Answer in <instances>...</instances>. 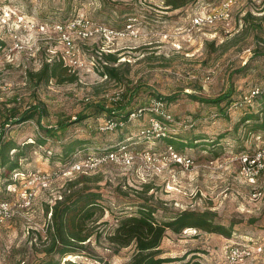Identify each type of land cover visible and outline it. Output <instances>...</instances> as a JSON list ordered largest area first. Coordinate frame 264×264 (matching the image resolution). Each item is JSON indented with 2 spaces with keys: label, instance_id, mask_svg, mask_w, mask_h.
I'll return each instance as SVG.
<instances>
[{
  "label": "rangeland",
  "instance_id": "1",
  "mask_svg": "<svg viewBox=\"0 0 264 264\" xmlns=\"http://www.w3.org/2000/svg\"><path fill=\"white\" fill-rule=\"evenodd\" d=\"M170 1L0 0V130L6 129L4 142L13 141L27 154L19 169L0 168V199L14 206L13 217L0 223V264H42L51 218L47 207L69 193L71 182L103 194L105 212L96 230L113 229L119 216L137 215L142 206L153 211L157 222L186 210L207 212L215 223L231 227L232 237L194 228L181 234L167 231L164 257L196 251L186 261L195 255L203 264H264V130H252V121H242L247 112H258L260 101L217 107L189 97L216 98L232 91L234 99H241L261 86L264 54L257 52H264V0H237L228 20L203 27L193 26L194 16L219 10L225 0L191 1L180 8ZM81 21L101 32L80 38ZM59 25L71 36V52ZM65 54H75V67H68ZM107 55L117 61H106ZM55 62L68 69L60 79L46 83L33 76ZM105 66L118 68V78L106 76ZM156 95L177 96L166 105L173 119L169 137L156 133L139 139L151 122L149 113L122 130H101L106 115L71 124L80 114H92L98 103L112 107L122 102L131 110ZM38 102L44 106L42 126L57 128L44 145L36 141L44 134L36 119L7 120L14 118L13 108L20 116ZM61 121L70 125L58 129ZM122 136L129 142L131 163L107 161L84 172L63 173L66 163L56 154L61 155L64 144L89 141L88 154L79 158L99 157L98 148L115 145ZM179 137L194 145L176 149L169 144ZM40 175L48 176L46 185L38 181ZM234 246L249 247L253 254L233 263ZM108 248L104 239H93L91 250L102 261L86 255L57 260L126 264L131 259V247L118 255Z\"/></svg>",
  "mask_w": 264,
  "mask_h": 264
},
{
  "label": "trees",
  "instance_id": "2",
  "mask_svg": "<svg viewBox=\"0 0 264 264\" xmlns=\"http://www.w3.org/2000/svg\"><path fill=\"white\" fill-rule=\"evenodd\" d=\"M191 1L195 2L197 0H171L169 4H172L174 8H180ZM257 53L264 54V52ZM105 59L106 61L114 63L117 61V58L113 55H107ZM105 69L106 76L118 78V68L105 66ZM66 70L68 69L64 66L63 62L46 63L43 65L42 69L38 73L33 74V76L40 81L49 83L53 78L60 79ZM71 81H73V79H71ZM131 96L132 95H130L128 99L130 103L132 101ZM189 97L194 101L217 107H220L223 103H226L227 106L252 105V103H244V96H242L241 99H234L232 91L224 93L216 98H202L196 95H190ZM176 98L177 96H170L167 98L156 95V97L151 98L148 103L131 110L128 109L130 104H122V102L112 107L98 103L93 106L95 109L92 114H80L71 124L82 123L90 117L106 115L109 117L108 121L117 124L113 130H122L129 122L139 119L144 114L149 113L152 116L151 119H158L165 126V129L158 133V136H165L168 131L167 126L170 122L151 110L150 101L152 99H159L167 105L168 102ZM255 100L260 101L258 112H247L242 121L244 123L252 121V130L262 131L264 130V122H261V120L264 119V89L261 90L252 102ZM43 107V104L38 102L36 105L29 106L20 116H18L19 112L17 109L13 108L11 115H13L14 118H7V120H11V123L17 124L36 119L38 127L44 132L36 141H38L40 145H44L49 135H55L57 128H44L42 126L41 119L44 113ZM140 110H142V113L139 116L132 119L130 118L132 114H136ZM6 125L10 126L9 123ZM69 125L70 122L61 121L58 124V129H66ZM150 126L151 122L148 127L141 130L139 139H150L154 137V134L148 132ZM2 131L3 134L0 138V168L7 169L8 171H15L20 168V161L26 159L27 154L24 148L17 146L13 141L4 142L6 129ZM168 142L174 145L176 149H183L185 146L194 145L192 140L183 139L181 137L173 138ZM91 144L92 143L89 141L74 140L73 142L64 144L61 155L56 154V157L61 162L66 163V168L74 163L81 153L84 152L87 155L90 149L89 145ZM128 146L129 142H126L125 137L122 136L117 144H110L109 146L98 148V150L104 155L111 152H119L123 148L128 149ZM12 151H14L13 158L10 156ZM86 181H92V178L86 177ZM70 185L71 188H69V193L57 201L55 207H47V213L51 214V218L46 227V244L41 250L45 254L42 259V264H59L58 258L61 260L68 256L80 255H86L102 261L103 258L93 254L94 252L91 250L93 239L96 243L104 239L108 243V249L113 255H118L123 249L133 248L131 259L126 264H203L195 255L186 261L188 255L194 254L196 251L190 252L182 257H164L161 246L167 235V231L181 234L186 229L194 228L206 233L218 234L228 239H230L233 234L231 227L215 223L213 216L207 212L186 210L168 221L157 222L153 216V211L147 206H142L140 213L137 215L119 216L113 229L96 230L95 227L99 225L98 222L104 216L105 212L104 206L102 205L103 194L94 191V188L89 186V184H85L80 188H75L76 184L73 182H71ZM105 225H108V223L106 222ZM105 264H109V262H105Z\"/></svg>",
  "mask_w": 264,
  "mask_h": 264
},
{
  "label": "built area",
  "instance_id": "3",
  "mask_svg": "<svg viewBox=\"0 0 264 264\" xmlns=\"http://www.w3.org/2000/svg\"><path fill=\"white\" fill-rule=\"evenodd\" d=\"M237 0H225L222 4V7L219 10H216L214 12H207V13H201V14H197L196 16H194V18L192 19V23L194 27H203V26H207L210 24L215 23L218 20H228L230 18V8L233 5L234 2H236ZM82 24V26H84L85 28L80 30L78 32V35L80 38L83 39H90L92 37H94L95 34L101 32L100 28H91L90 22H84L81 21L78 26H80ZM75 29H78L76 27V25L74 26H70ZM57 30L59 31V33H63V39L64 41L67 43V45L71 46L69 48V52H71V50L73 49V41L71 39V36L68 35V33L64 32V27L63 25H59L57 27ZM16 49L21 48L19 46V44H16ZM63 60L65 61V63L67 62V58H69V62L68 63V67L69 68H73L76 66L77 63H74V61H76V56L75 54H65L62 56ZM264 89V77L262 79V84L261 86H255L250 93H248L247 95L244 96L243 101L244 103H252V101L254 100V98L261 92V90ZM151 110L154 111L158 116L162 117L163 119H166L169 122H172V116L168 113L167 109H166V104L159 100V99H152L151 101ZM142 113V110H140L138 113L136 114H132L130 116V118H134L136 116H139ZM117 126L116 123L111 122V121H107L106 126L102 127V130H113L115 127ZM165 129V126L162 124V122L158 119H151V126L150 129L148 130L149 133L152 134H158L160 133L162 130ZM3 131L0 130V138L2 137ZM133 157L130 156V153L128 151V149L123 148L121 151L119 152H111L109 154H104L101 155L99 157H94V156H86L85 158H79L72 163L70 166L66 167L63 170V173H80V172H84L85 168H92V167H96L94 163H104L107 161H121L124 164H129L131 163ZM95 160L97 162H95ZM248 159H246L247 161ZM98 164V165H99ZM38 181L42 182V184H47L48 183V176L45 175H40L37 177ZM14 215V206L13 204L8 201V200H4V199H0V223H3L9 219H11ZM263 251V247H258V252H262ZM253 254V251L246 246H234L233 248H231L230 250V256H229V260L233 263H236L237 261L242 260L243 258L249 257L250 255Z\"/></svg>",
  "mask_w": 264,
  "mask_h": 264
}]
</instances>
